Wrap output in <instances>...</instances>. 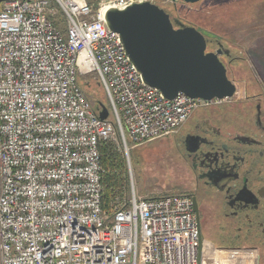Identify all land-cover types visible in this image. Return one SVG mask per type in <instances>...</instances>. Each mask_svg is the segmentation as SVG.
Returning a JSON list of instances; mask_svg holds the SVG:
<instances>
[{
  "label": "built area",
  "instance_id": "obj_1",
  "mask_svg": "<svg viewBox=\"0 0 264 264\" xmlns=\"http://www.w3.org/2000/svg\"><path fill=\"white\" fill-rule=\"evenodd\" d=\"M144 1L158 0L1 3L0 264H251L204 249L191 194L141 197L131 178L127 197L105 206L103 143L117 135L130 166V145L221 101L168 99L143 81L105 13ZM91 75L113 121L83 91Z\"/></svg>",
  "mask_w": 264,
  "mask_h": 264
},
{
  "label": "flooded vegetation",
  "instance_id": "obj_2",
  "mask_svg": "<svg viewBox=\"0 0 264 264\" xmlns=\"http://www.w3.org/2000/svg\"><path fill=\"white\" fill-rule=\"evenodd\" d=\"M254 1L155 4L169 14L175 29L194 27L201 32L207 50H220L228 75L232 71L236 75L247 73V59L253 55L221 30L226 25L223 13L233 7L246 9ZM231 79L237 83L235 96L196 109L176 133L160 141L158 149L181 160L190 172L193 200L201 214L207 213V246L264 264V80H245L240 91L237 79Z\"/></svg>",
  "mask_w": 264,
  "mask_h": 264
},
{
  "label": "water",
  "instance_id": "obj_3",
  "mask_svg": "<svg viewBox=\"0 0 264 264\" xmlns=\"http://www.w3.org/2000/svg\"><path fill=\"white\" fill-rule=\"evenodd\" d=\"M4 1L14 0H0V4ZM105 20L120 34L143 81L158 88L166 98L174 99L179 93L206 100L235 96L237 85L228 75L221 51H208L205 36L194 27L175 29L169 14L159 5L144 1L124 9L110 7ZM97 111L101 119L109 118L110 111L104 104L100 103ZM194 209L203 244L196 198Z\"/></svg>",
  "mask_w": 264,
  "mask_h": 264
},
{
  "label": "rangeland",
  "instance_id": "obj_4",
  "mask_svg": "<svg viewBox=\"0 0 264 264\" xmlns=\"http://www.w3.org/2000/svg\"><path fill=\"white\" fill-rule=\"evenodd\" d=\"M87 1L98 6L101 2L106 0ZM223 14L225 16L224 22L226 25L221 27V30L228 33L231 38L235 40V42L232 43L239 47V49H243L247 51L248 54L253 55L247 59V73H238L236 75L233 71L229 73V77H235L237 79L239 90L241 91L243 88L242 84L245 80L249 82L252 77L254 80L257 79V77H260V79L263 78L264 80V0H255L246 9H237L236 7L229 8ZM61 16V12L56 15L58 19L63 17ZM59 24L66 34V25L64 22H60ZM81 85L85 95L95 109L100 106V101L107 108L109 107L104 88L96 77L91 75L86 78H81ZM250 92L252 93V90H250ZM109 119L113 121L111 113ZM171 135L139 146L130 145V166L126 161L122 145L117 135H113V138L108 140L118 143L124 154L127 170L126 190L129 189V181L132 178L137 193L141 197L170 193H193L192 182L189 183L190 172L186 170L187 167L180 163L181 160L179 162L178 159L168 151H161L158 149L160 141ZM126 197L127 195L124 194L118 201H122ZM200 217L204 249L210 251L212 248L207 246V240H209L207 236V213L201 214L200 212ZM212 251H214V249ZM243 254L248 255V253Z\"/></svg>",
  "mask_w": 264,
  "mask_h": 264
},
{
  "label": "trees",
  "instance_id": "obj_5",
  "mask_svg": "<svg viewBox=\"0 0 264 264\" xmlns=\"http://www.w3.org/2000/svg\"><path fill=\"white\" fill-rule=\"evenodd\" d=\"M95 110L97 111V109ZM101 156L104 169L103 197L105 206L109 207L112 201L120 199L127 191V170L124 154L120 145L115 141H106L101 145Z\"/></svg>",
  "mask_w": 264,
  "mask_h": 264
},
{
  "label": "bare ground",
  "instance_id": "obj_6",
  "mask_svg": "<svg viewBox=\"0 0 264 264\" xmlns=\"http://www.w3.org/2000/svg\"><path fill=\"white\" fill-rule=\"evenodd\" d=\"M231 254L237 255L239 257H243V258H246V259L250 260V258L248 256L238 255V254H235V253H229V255H231ZM226 255H227V253H218L217 258L225 257Z\"/></svg>",
  "mask_w": 264,
  "mask_h": 264
}]
</instances>
